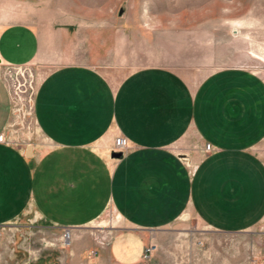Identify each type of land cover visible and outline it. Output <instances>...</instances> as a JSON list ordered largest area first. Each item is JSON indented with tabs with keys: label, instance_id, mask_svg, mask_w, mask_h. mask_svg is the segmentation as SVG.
Instances as JSON below:
<instances>
[{
	"label": "crops",
	"instance_id": "obj_1",
	"mask_svg": "<svg viewBox=\"0 0 264 264\" xmlns=\"http://www.w3.org/2000/svg\"><path fill=\"white\" fill-rule=\"evenodd\" d=\"M39 51L34 26L0 25V63L27 64ZM10 107L0 76V223L31 214L74 229L111 211L119 224L98 244L132 263L191 215L228 232L264 222V80L253 72L222 68L192 85L145 66L115 82L61 63L37 84L40 138L24 144L10 139ZM118 135L128 146L113 157Z\"/></svg>",
	"mask_w": 264,
	"mask_h": 264
},
{
	"label": "rangeland",
	"instance_id": "obj_2",
	"mask_svg": "<svg viewBox=\"0 0 264 264\" xmlns=\"http://www.w3.org/2000/svg\"><path fill=\"white\" fill-rule=\"evenodd\" d=\"M11 22L34 26L40 38L37 59L0 63L13 142L40 138L33 96L61 63L88 64L115 82L145 66L171 69L192 85L222 68L264 80V0H0V25ZM118 224L111 211L74 229L21 215L0 223V264H264V222L228 232L191 215L158 232L151 255L132 263L113 260L98 244Z\"/></svg>",
	"mask_w": 264,
	"mask_h": 264
},
{
	"label": "built area",
	"instance_id": "obj_3",
	"mask_svg": "<svg viewBox=\"0 0 264 264\" xmlns=\"http://www.w3.org/2000/svg\"><path fill=\"white\" fill-rule=\"evenodd\" d=\"M4 134L0 133V141L4 140ZM128 146V139L123 136V135H118L115 137L114 139V146L111 148L112 152H121L123 153L125 151V149ZM211 148L209 143H205V150H209ZM155 249V245L154 244H149L148 246H146L144 248L142 257L144 259L148 258L152 251H154ZM255 264H263L261 261L256 262Z\"/></svg>",
	"mask_w": 264,
	"mask_h": 264
},
{
	"label": "water",
	"instance_id": "obj_4",
	"mask_svg": "<svg viewBox=\"0 0 264 264\" xmlns=\"http://www.w3.org/2000/svg\"><path fill=\"white\" fill-rule=\"evenodd\" d=\"M27 150H28V151L31 150V144H30V143L27 144ZM111 155H112L113 157H119V156L121 155V152H112Z\"/></svg>",
	"mask_w": 264,
	"mask_h": 264
}]
</instances>
